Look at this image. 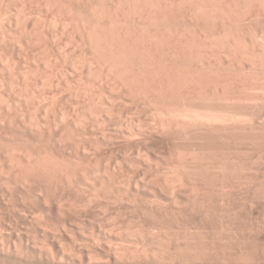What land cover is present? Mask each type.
<instances>
[{"label": "bare ground", "instance_id": "6f19581e", "mask_svg": "<svg viewBox=\"0 0 264 264\" xmlns=\"http://www.w3.org/2000/svg\"><path fill=\"white\" fill-rule=\"evenodd\" d=\"M263 17L264 0H0V264H264L223 216L259 194L230 186L227 142L263 135L264 31L233 30Z\"/></svg>", "mask_w": 264, "mask_h": 264}, {"label": "rangeland", "instance_id": "374dc122", "mask_svg": "<svg viewBox=\"0 0 264 264\" xmlns=\"http://www.w3.org/2000/svg\"><path fill=\"white\" fill-rule=\"evenodd\" d=\"M30 16H31V18H30ZM30 16L27 17V18H30V19H27V21H28L27 23H28V24H29L31 21L34 23V21H35L34 18L36 17V15H34V14L32 15V13H30ZM32 19H33V20H32ZM261 20H262V21H261ZM261 20H260V21H261V24H257V25H256V24H243V25L241 26V24H237V25H234V27H233V25H232V27H233L234 29H233L231 26H229V27H231L233 30H235V29H239V28H241L240 30H242V31H243V29H244V31L249 30L251 33L253 32L254 28L256 29L257 27H259V28H257V29H259V30L263 29V31H264V28L261 27V25H262V26L264 25V17H263ZM32 22L30 23V31L33 33V32H34L33 29L35 28V31H36V30L38 31V27H37V25H35L36 23L33 24ZM35 22H36V21H35ZM32 24H33V26H32ZM174 25H175V24H174ZM180 25L182 26L183 24H180ZM180 25L178 24L177 27L179 28ZM208 25H210V24H208ZM239 25H240V26H239ZM253 25H254V26H253ZM255 25H256V26H255ZM34 26H35V27H34ZM20 27H22V26L20 25ZM33 27H34V28H33ZM175 27H176V26H175ZM205 27H206V26H205ZM209 27H211V25H210ZM209 27H208V28H209ZM235 27H236V28H235ZM252 27H253V28H252ZM263 27H264V26H263ZM32 28H33V29H32ZM242 28H243V29H242ZM250 28H251V30H250ZM252 29H253V30H252ZM37 31H36V33H33V34H32V37H34L35 40L37 39V37H39V32L37 33ZM261 31H262V30H261ZM250 32H249V33H250ZM35 34H37V35H35ZM33 35H34V36H33ZM63 36H64V35H63ZM63 36H62V35H61V36L58 35V36L55 38V40H56L57 38L59 39V37H62V39L65 40V37H66V36H65V37H63ZM35 40L32 42V45L30 44V51H31V52L34 51V53H36V50H37V49H36V46H38L37 43H39L38 40H37V41H35ZM64 42L66 43V46H64V45H65V44H64L63 46H64L65 48H62V50L64 49L63 51H65L64 53L67 54V55L69 54L68 52H70L69 55L72 57V54H71V51L73 50V48H72V44L68 43L69 41L67 42L66 40H65ZM69 44H70V45H69ZM34 45H35V46H34ZM67 46H68V47H67ZM33 48H34V49H33ZM68 48H69V49H68ZM68 50H70V51H68ZM32 53H33V52H32ZM34 53H33V54H34ZM37 53H38V52H37ZM72 53H74V52H72ZM30 54H31V53H30ZM67 55H66V59L69 57V56L67 57ZM73 55H74V54H73ZM71 57H70V59L68 58L67 61L65 60V63L63 64V67H62V71L64 72V74L66 73V77H68V75H69V77H70V76H74V74H75L74 71H75L76 68H77V67H76V68H73V69L71 70V68L73 67V66L70 67V65H69V64H70ZM68 63H69V64H68ZM67 64H68V66H67ZM64 70H65V71H64ZM68 73H69V74H68ZM72 73H73V74H72ZM44 75H45V73H44ZM49 79H50V78L47 79V82H49V81H48ZM70 79H71V78H70ZM47 82H46V84H48ZM48 85H49V84H48ZM48 85H46V87H47ZM66 94H67V93H66ZM114 95H116V94H114ZM116 96H117V95H116ZM114 97H115V96H114ZM116 101H117V103L114 101L115 104H119L118 101H121V100H116ZM121 102H122V101H121ZM121 102H120V103H121ZM123 102H124V101H123ZM123 102H122L121 104H123ZM131 102H132V103H131ZM136 103H137L136 101H126V102H124V107H125V108H124L123 110H125V109L128 110V111H127V112H129V114L127 113V114H128V115H127L128 118H133V116H134V118H139V117L141 116V114H142V116H143V113L145 112L144 110H142V109L139 108V109L141 110V111H140V110H137V109L135 108V109H136V111H135L134 106H136ZM125 104H128V105H125ZM137 104H138V103H137ZM70 105H72V102H71V101H70V104H69V103H66V104H65V107L69 109V108L71 107ZM129 105H130V108H129ZM127 106H128V107H127ZM132 106H133V107H132ZM126 110H125V112H126ZM130 110H134V112H132V111H130ZM143 111H144V112H143ZM135 112H136V113H137V112H138V113L140 112L139 114L137 113L139 116L136 115ZM141 112H142V113H141ZM130 113H131V114H130ZM133 113H134V114H133ZM129 115H131L132 117H131V116L129 117ZM140 119H143V117H142V118L140 117ZM259 130L261 131V129H259ZM254 131H255V133L259 134V133H258V132H259L258 129H257L258 132H256V130H254ZM254 131H253V132H254ZM263 131H264V129H263ZM263 131L261 132V134L263 133V135H260V134L258 135V137H259L258 139H261V141H259V140L257 139V137L255 136L257 140L254 139V141H255V140H256L257 142L259 141L258 144H257V142H255V143H254V142H251L252 139H253L252 137L254 136V134H252V132H251V134L248 133V134L251 135V136H249V135L247 134L249 137H251V138H250L251 141H250L249 137L247 138L246 135H244V136L246 137V139H249V140H248V143H244V142H247V140L245 139V141H244V138H241V136H239V134L241 133V131L238 132L239 142H240L241 139H243L244 142L241 140L242 142H241V143H238L237 146H236V145H233V144H236V142H237V141H236L237 137H235L236 139H233V133L231 134V135H232V139L230 138V139H231V143H230L229 141L227 142L228 145H230L228 148H231V152H230V153L232 154V156H233V153H234V155L236 154V155H235V158H234V157H231V158H232V159H231L232 162L229 160V161H230V164H229V165L232 166L235 162H237L238 160H241V161H238V162H239V163L241 162V165H242V172H241L240 168H238V170L241 172V176L244 174L245 176H244V175H243V176L247 179V181H246L245 178H242V177H240V176L237 177V178H238V179H237L238 181H239L240 178H241V180H242V179H245V180H244L245 182L243 183V180H242V184L240 185V187H238V189H240V190H238L237 188L235 189V187L239 186V185H237L238 183H236V182H234V183H235V187H233L232 184H231V185H230V184H227V186L230 185L232 188H234L233 190H237V191H235V192H238V193L242 194L243 192H240V191L247 190L248 196H249V195L252 196V195H254V194H252L251 192L257 194V193H256V191H257L259 194H261L259 191L263 190V191H261V192H262V195H263V192H264V186H263V185H264V178H263V177H264V176H263V175H264V169H263V168H264V166H263L262 162L264 163V158L261 157V158H259L260 161H256V160H258L257 158L259 157V155L263 154V152L261 153V151H264V145H261V146H260V144H263V143H264V138H263V137H264V132H263ZM234 134H235V133H234ZM241 134H244V133H241ZM241 134H240V135H241ZM236 135H237V134H236ZM255 137H254V138H255ZM228 140H229V138H228ZM237 140H238V139H237ZM232 141H233V142L236 141V142L233 143ZM225 142H226V141H225ZM225 142L222 143V144H223L224 147H225V146L227 147V144H226ZM250 142L255 144V145L253 144V146H255V147L252 148V149H251L249 146L244 145V144H248V145H249ZM260 142H261V143H260ZM224 144H226V145H224ZM242 144H243V145H242ZM232 145H233V146H232ZM238 145H241V146L238 147ZM250 145H251V147H253L252 144H250ZM258 145H259V146H258ZM223 146H222V147H223ZM231 146H232V147H231ZM235 146L237 147V151H239L238 154H237L236 151H234V150L236 149ZM245 146H247V147H249V148L246 149L247 147H245ZM256 146H257L258 148H257ZM242 147H243V148H242ZM228 148H225V149L228 151V150H230V149H228ZM261 148H262L263 150H262ZM219 149H220V148H219ZM225 149H224V150H225ZM258 149H260V151H259ZM221 150H223V148H222ZM226 150H225V152H226ZM232 150H233L234 152H233ZM240 150H241L242 152H241ZM246 150H247V153H248V154L245 153ZM248 150L251 151V154H249L250 152H249ZM252 150H253V152H252ZM257 150H258V151H257ZM216 151H219V150H216ZM244 151H245V152H244ZM222 152H223V151H222ZM222 152H221V154H223V156H225V155H227V153H228L229 151L226 152L225 155H224V153H222ZM240 152H241L242 154H241ZM255 152H256L257 154H259V155L257 156V154H256ZM230 153L228 154L229 156L231 155ZM245 154H246V155H245ZM228 155H227V156H228ZM237 155H238L239 157H241V158H239ZM244 155H245V156H244ZM250 155H251V156H250ZM229 156H228V158L230 159ZM236 156L239 158V159L237 158L238 160H236ZM246 156H247V157H246ZM262 156H264V155H262ZM250 157H251L253 160H251ZM225 158H227V157L225 156ZM233 158H234V159H233ZM255 158H256V159H255ZM243 159H245L246 161L243 160ZM261 159H262V160H261ZM233 160H234V162H233ZM242 160H243L244 162H243ZM225 161L229 162L228 159L225 160ZM254 161H255V162H254ZM248 162H249V166H248ZM251 162H252V163H251ZM259 162H260V163H259ZM231 163H232V165H231ZM243 164H244V165H243ZM254 164H256V165L254 166ZM229 165H227V168H228ZM260 165H261V166H260ZM234 166H235V167H238V166H240V164L238 165V163H237V164L234 165ZM234 166H233V167H234ZM244 166H245V169H243ZM246 166H247V167H246ZM233 167H229V169H231V168H233ZM235 167H234L233 169H235ZM240 167H241V166H240ZM253 167H256V168H253ZM249 168H251V169H249ZM259 168H261V169H259ZM236 169H237V168H236ZM246 169H248V171H247L248 173L246 172ZM252 169H253V170H252ZM255 169H256V170H255ZM257 169H258V170H257ZM254 170H255V172H254ZM227 171H228V169H227ZM231 171L233 172L234 170L231 169L230 171H228V173L231 172ZM236 171H237V170H235V172H236ZM239 171H237V172H239ZM252 171H253V172H252ZM256 171H257V173H256ZM259 171H260V172H259ZM232 172H231V174H232ZM245 172H246V174H245ZM250 172H251V173H250ZM249 173H250L251 175H249ZM254 173H255V174H254ZM259 173H260V174H259ZM231 174H227V175L229 176V175H231ZM233 174L235 175L234 172H233ZM236 174H237V173H236ZM239 174H240V173H239ZM239 174H237V175H239ZM257 174H259V175H257ZM261 174H262V176H261ZM234 175H232V176H234ZM253 175H254V176H253ZM232 176H231V177H232ZM256 176H257V177H256ZM239 177H240V178H239ZM252 177H253V178H252ZM254 177H255V178H254ZM228 178H230V177H227V180H228ZM248 178H249V179H248ZM231 179H233V178H231ZM260 179H262V180H260ZM229 180H230V179H229ZM234 180H236V178H235ZM234 180H231V181H234ZM257 180H258V181L260 180V181L257 182ZM251 181H252V182H251ZM254 181H255V182H254ZM256 182H257V183H256ZM227 183H229V181H228ZM231 183H232V182H231ZM234 183H233V184H234ZM247 183H248V184H247ZM253 183H254V184H253ZM255 183H256V184H255ZM244 184H245V185L247 184L248 186L246 185V187H245ZM249 184H250V185H249ZM259 184H260V185H259ZM261 184H262V185H261ZM236 185H237V186H236ZM251 185H252V186H251ZM230 186H228V187H230ZM256 186H257V187H256ZM260 186H261V187H260ZM228 187H225V190H226V191H227V188H228ZM231 187H230V188H231ZM248 187H252V188H248ZM254 187H255V189H254ZM259 187H260V188H259ZM218 188H220V187H218ZM230 188H228V189H230ZM232 188L230 189L231 192H233ZM244 188H245V189H244ZM258 188H259V190H258ZM261 188H263V189H261ZM241 189H242V190H241ZM250 189H251V190H250ZM253 189H254V190H253ZM213 190H216V188L213 187ZM248 190H249V191H248ZM250 191H251V192H250ZM229 192H230V191H229ZM235 192H233V193H235ZM249 192H250L251 194H249ZM245 193H246V192H245ZM243 194H244V193H243ZM259 194H258V195H259ZM258 195H257V197H258ZM251 196H249V197L252 198ZM260 196H261V195H260ZM249 197L247 198L248 200L250 199ZM257 197L254 195V198H255V199L252 198V199H251V201L253 200L252 202H247V201H246L247 199L245 198L246 203L244 202V200L238 199L239 201H238V200L236 201V199H235V200H234V203L232 204V201H233V200H232V201L228 200L229 204L226 202L228 206H226V204L224 203L225 206L227 207V209H224V210H226L227 212L224 213V211H223V214H224L223 216L225 217V214H226L227 219H228V216L231 217V218L229 219L230 221L227 220V222H232V223H231L232 225H233V222H234V225L236 224V225H235V228H236V226H237V224H238V226H240L241 228L243 227V228L246 229V227H244V226H247V224H248L247 227L249 228L248 231H250V235H251V234H252V235L254 234L253 236H254L255 238H254L252 235H251L250 237L246 238L247 235H248V233H249V232L247 231V229L245 230V229L242 228V229H243V232L245 233V235L242 236V235H238L239 233L237 234L238 229H239V232L241 231L240 228L237 227V228L235 229L234 227L231 226V228H232V229H231V230H232V233H234V230H235V234H236V236H239V237H236V241H237V243H238V242H241L240 244H242V246H244L243 244H245V243H246V244H250V243H249L250 241H253V242H254V240H255L256 238H258V239H256V240H259L260 243H259V241H258V244H257V242H256V245H257V246H260V248L263 250L264 244L262 245V243H264V221H263V220H264V202H262V201L264 200V196H263V198L259 197V199L256 200ZM260 199H261L262 201H260ZM235 201H236V202H235ZM249 201H250V200H249ZM254 201H255V203H254ZM216 202H217V201H216ZM216 202H215V203L213 202V203L215 204V205L212 204L213 207H212V206L210 205V203H209L210 206H209L208 208L212 207V209H213L214 206H215V208H216V207H219V210H220V208H221V210H222V208H225V206H223L224 204H221V206H223V207H220V205H219L220 202H218V205H219V206H218V205L216 206ZM224 202H225V201H224ZM230 202H231V203H230ZM257 202H258V203H257ZM183 203H184V202L179 203V204H176V205H175V204L173 205L172 203L168 202V203H163V204H161V206H162L163 211H165V212L167 211V212H169V213H171V214L174 213L173 216L176 217V218H178L179 220H180V218L183 219V220L181 219L180 221H191L192 218L195 217V212H194L195 210H192V209L190 208V205L188 206L187 203H186V205L184 204V206H183ZM235 203H236V204H235ZM239 204H240V205H239ZM249 204H250V205H249ZM254 204H255L256 206H254ZM177 205H178V206H177ZM205 205H206V204H205ZM175 206H176V207H175ZM179 206H180V207H179ZM207 206H208V204H207ZM230 206H231V207H230ZM241 206H242V207H241ZM166 207H167V208H166ZM188 207H189V208H188ZM169 208H170L171 210H170ZM215 208L213 209V210H214L213 213H216L215 210H216L217 208H216V209H215ZM232 208H233V209H232ZM239 208H240V209H239ZM241 208H242V209H241ZM244 208H245V209H244ZM98 209H99V207L97 208V213H98V214H97V216H96V219L101 220V218H103L102 216L105 215V213H103V215H102V214L100 215L99 212L102 213L103 211H105V210H103V209H105V208H100V209H102V210H98ZM190 209H191L192 211H191ZM210 209H211V208H210ZM132 210H133V209H132L131 207H129V208L126 207V209L123 210L124 212L122 211L123 214L120 216V217L122 218V220L124 219V221H125V219H126L127 222L131 221V219L133 218V217H131V216L134 215V212H132ZM168 210H169V211H168ZM188 210H189V211H188ZM213 210H211V212H212ZM219 210L217 209L216 211L218 212ZM221 210H220V211H221ZM237 210H238L239 212H238ZM244 210H245V212H243ZM248 210H249V211H248ZM255 210H256V211H255ZM178 211H179V212H178ZM180 211H181V212H180ZM190 211H191V213H190ZM220 211H219V213H220ZM229 211H230V212H229ZM232 211H233L234 213H233ZM105 212H106V211H105ZM107 212H108V211H107ZM177 212H178V213H177ZM228 212H229V214H228V216H227V213H228ZM248 212H249V213H248ZM125 213H126V214H125ZM128 213H129V214H128ZM169 213H167V214H169ZM181 213H182V214H181ZM186 213H187V214H186ZM189 213H190L191 215H190ZM231 213H232V214H231ZM246 213H247V214H246ZM106 214H107V213H106ZM149 214H150V213H149ZM216 214H217V213H216ZM234 214H235V215H234ZM237 214H238V215H237ZM249 214H250V215H249ZM99 215H100V216H99ZM125 215H126V216H125ZM128 215H129V216H128ZM169 215H170V214H169ZM169 215H168V217H169L170 220H171V216H172V215H170V216H169ZM178 215H179V216H178ZM184 215H186L187 217L184 216ZM193 216H194V217H193ZM221 216H222V214H221ZM235 216H237V217H235ZM242 216H243V217H242ZM249 216H250L251 218H250ZM120 217H119V218H120ZM189 217H191V218H189ZM232 217H233V218H232ZM121 218H120V219H121ZM128 218H129V219H128ZM130 218H131V219H130ZM184 218H185V219H184ZM234 218H235V219H234ZM256 218H257V219H256ZM261 218H262L263 220H262ZM127 219H128V220H127ZM225 219H226V218H224V220H225ZM232 219H233V221H232ZM240 219H241V220L243 219V220L241 221ZM246 219H247V220H246ZM255 219H256V221H257L258 223L255 221ZM172 220H173V219H172ZM253 220H254V221H253ZM225 221H226V220H225ZM100 222H101V221H100ZM236 222H237V223H236ZM242 222H243V223H242ZM101 223L103 224V222H101ZM172 223H173V222L170 223L171 226L174 224V223H173V224H172ZM210 223H211V226H210ZM256 223H257V226H256ZM261 223H262V225H261ZM208 224H209L210 227H212V222H209ZM231 224H230V225H231ZM242 224H243V225H242ZM253 224H254V225H253ZM234 225H233V226H234ZM250 225H251V226H250ZM253 226H254V227H253ZM262 226H263V227H262ZM172 227L174 228L172 231H177V229H176V225H175V224H174ZM252 227H253L254 229H253ZM261 227H262V229H261ZM250 228H252V229L250 230ZM259 229H260V230H259ZM244 230H245V231H244ZM255 230H256V231H255ZM257 230H258L259 233L257 232ZM251 232H255V233H251ZM230 233H231V231H230ZM230 233H229V234H230ZM244 233H243V234H244ZM246 233H247V234H246ZM262 233H263V234H262ZM227 234H228V233H227ZM235 234H233V235H235ZM240 234H242V231H241ZM221 235H222V236H220V235L218 236V234H217V235H216V236H217L216 239L218 238V240H220L223 236H225V234H221ZM228 236H229V235H228ZM248 236H249V235H248ZM214 237H215V236H214ZM219 237H220V238H219ZM240 237H241V238H240ZM231 238L235 239L234 236H232V237L229 236V239H231ZM227 239H228V238H227ZM227 239H224V240L221 239L220 241H223V242L225 241V242H226ZM229 239H228V240H229ZM252 239H254V240H252ZM228 240H227V242H228ZM238 240H239V241H238ZM243 240H244V241H243ZM236 241H234V240H230L228 243H230V242H233V243H234V242H236ZM244 242H245V243H244ZM247 242H248V243H247ZM253 242H251V243H252V244H251V245H252V246H251L252 249H253ZM238 244H239V243H238ZM246 244H245L244 247H247V246L249 247V246H250V245H247V246H246ZM260 244L262 245V247H261ZM244 247H243V248H244ZM251 247H250V248H251ZM254 248H255V244H254ZM246 249L248 250L249 248H246ZM244 251L247 252L245 249H244ZM248 251H251V250L249 249ZM251 252H252V251H251ZM253 252H254V251H253ZM246 254H247V253H246ZM246 254H245V255H246ZM250 254H251V253H250ZM250 254L248 253V255H250ZM251 255H252V254H251ZM245 258H246V257H245ZM232 262H233V261H232ZM231 264H233V263H231Z\"/></svg>", "mask_w": 264, "mask_h": 264}]
</instances>
